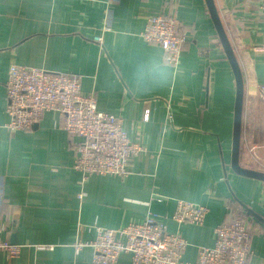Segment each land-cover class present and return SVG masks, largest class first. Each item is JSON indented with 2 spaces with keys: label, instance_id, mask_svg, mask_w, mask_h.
I'll use <instances>...</instances> for the list:
<instances>
[{
  "label": "crops",
  "instance_id": "obj_1",
  "mask_svg": "<svg viewBox=\"0 0 264 264\" xmlns=\"http://www.w3.org/2000/svg\"><path fill=\"white\" fill-rule=\"evenodd\" d=\"M110 1L0 0V238L20 248L15 258L0 252V264H90V248L74 254L76 239L91 241L94 226L142 222L148 211L187 241L182 259L194 262L213 245L228 202L256 228L249 264H264V182L231 168L235 83L205 0ZM213 2L244 84L238 163L264 172V4ZM161 12L188 34L177 66L140 38L147 17ZM11 64L80 76L81 93H93L97 109L121 118L129 140L144 148L129 160L128 176L81 183L76 139L56 113L30 131L7 130ZM177 200L207 207L203 226L172 222Z\"/></svg>",
  "mask_w": 264,
  "mask_h": 264
},
{
  "label": "built area",
  "instance_id": "obj_2",
  "mask_svg": "<svg viewBox=\"0 0 264 264\" xmlns=\"http://www.w3.org/2000/svg\"><path fill=\"white\" fill-rule=\"evenodd\" d=\"M260 1L264 4V0ZM108 14L107 9L103 31L110 29ZM187 37L186 29L170 12L147 17L140 33L144 42L162 49L163 61L170 66H177ZM92 41L100 45L102 36L96 35ZM80 78L11 64L5 82L8 116L5 127L12 132L30 131L45 114L56 113L62 118V128L67 136L76 139L73 167L81 174V183L94 175L124 179L129 173V160L144 148L129 140L121 118L97 109L93 93H81ZM83 196L81 193L79 198ZM226 210L228 218L212 231L213 245L201 247L194 262L182 259L187 241L170 233L151 211L142 222L121 228L94 226L91 241L75 240L74 254L78 255L85 247L90 248V264H117L121 255H128L130 264H249L253 255L250 242L256 228L238 206L228 202ZM207 213L205 206L177 200L170 220L177 225L201 227ZM78 229L85 227L79 225ZM19 249L0 238V252H5L7 259L15 258Z\"/></svg>",
  "mask_w": 264,
  "mask_h": 264
},
{
  "label": "water",
  "instance_id": "obj_3",
  "mask_svg": "<svg viewBox=\"0 0 264 264\" xmlns=\"http://www.w3.org/2000/svg\"><path fill=\"white\" fill-rule=\"evenodd\" d=\"M206 8L210 15V18L214 24L219 41L225 53L228 64L231 68L234 83H235V100H234V114H233V132H232V152H231V168L232 170L244 177L252 178L264 182V172L245 169L239 166V144L241 133V112L243 101V78L239 64L236 60L234 51L229 43L226 33L221 24L219 15L213 0H205Z\"/></svg>",
  "mask_w": 264,
  "mask_h": 264
},
{
  "label": "trees",
  "instance_id": "obj_4",
  "mask_svg": "<svg viewBox=\"0 0 264 264\" xmlns=\"http://www.w3.org/2000/svg\"><path fill=\"white\" fill-rule=\"evenodd\" d=\"M226 215H227V213H226Z\"/></svg>",
  "mask_w": 264,
  "mask_h": 264
}]
</instances>
